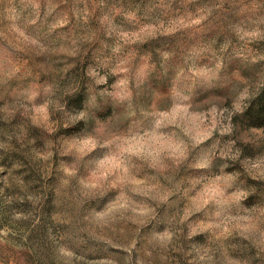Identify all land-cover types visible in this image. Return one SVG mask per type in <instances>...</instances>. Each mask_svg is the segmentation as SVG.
Returning <instances> with one entry per match:
<instances>
[{"label":"rangeland","instance_id":"rangeland-1","mask_svg":"<svg viewBox=\"0 0 264 264\" xmlns=\"http://www.w3.org/2000/svg\"><path fill=\"white\" fill-rule=\"evenodd\" d=\"M264 0H0V264H264Z\"/></svg>","mask_w":264,"mask_h":264},{"label":"trees","instance_id":"trees-1","mask_svg":"<svg viewBox=\"0 0 264 264\" xmlns=\"http://www.w3.org/2000/svg\"><path fill=\"white\" fill-rule=\"evenodd\" d=\"M258 113L255 118V122L259 124L260 122L264 121V97H260L258 100Z\"/></svg>","mask_w":264,"mask_h":264}]
</instances>
